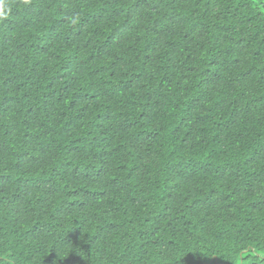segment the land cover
<instances>
[{
  "label": "trees",
  "instance_id": "obj_1",
  "mask_svg": "<svg viewBox=\"0 0 264 264\" xmlns=\"http://www.w3.org/2000/svg\"><path fill=\"white\" fill-rule=\"evenodd\" d=\"M0 264H264V0H7Z\"/></svg>",
  "mask_w": 264,
  "mask_h": 264
},
{
  "label": "clouds",
  "instance_id": "obj_2",
  "mask_svg": "<svg viewBox=\"0 0 264 264\" xmlns=\"http://www.w3.org/2000/svg\"><path fill=\"white\" fill-rule=\"evenodd\" d=\"M12 5L7 0H0V21L6 20L11 13Z\"/></svg>",
  "mask_w": 264,
  "mask_h": 264
}]
</instances>
